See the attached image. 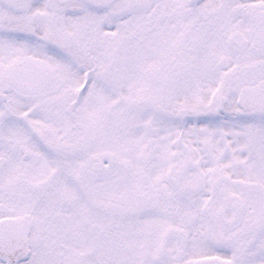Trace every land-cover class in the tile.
<instances>
[{
  "label": "snow or ice",
  "instance_id": "obj_1",
  "mask_svg": "<svg viewBox=\"0 0 264 264\" xmlns=\"http://www.w3.org/2000/svg\"><path fill=\"white\" fill-rule=\"evenodd\" d=\"M0 264H264V0H0Z\"/></svg>",
  "mask_w": 264,
  "mask_h": 264
}]
</instances>
